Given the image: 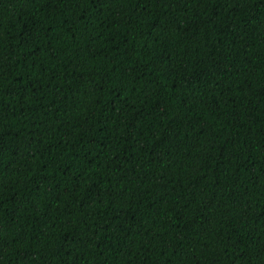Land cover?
Returning a JSON list of instances; mask_svg holds the SVG:
<instances>
[{
    "label": "trees",
    "instance_id": "1",
    "mask_svg": "<svg viewBox=\"0 0 264 264\" xmlns=\"http://www.w3.org/2000/svg\"><path fill=\"white\" fill-rule=\"evenodd\" d=\"M0 264H264V0H0Z\"/></svg>",
    "mask_w": 264,
    "mask_h": 264
}]
</instances>
